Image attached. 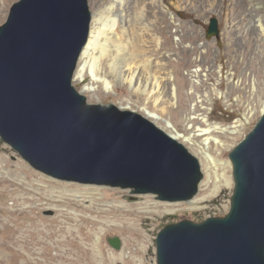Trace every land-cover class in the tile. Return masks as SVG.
<instances>
[{"label":"water","instance_id":"95a60500","mask_svg":"<svg viewBox=\"0 0 264 264\" xmlns=\"http://www.w3.org/2000/svg\"><path fill=\"white\" fill-rule=\"evenodd\" d=\"M91 24L88 0H19L0 26V140L34 170L189 203L198 159L142 114L88 103L73 86ZM212 18L206 37H218ZM223 215L182 220L156 235L155 264H264V112L228 153Z\"/></svg>","mask_w":264,"mask_h":264},{"label":"rangeland","instance_id":"374dc122","mask_svg":"<svg viewBox=\"0 0 264 264\" xmlns=\"http://www.w3.org/2000/svg\"><path fill=\"white\" fill-rule=\"evenodd\" d=\"M17 1L19 0H9L5 9H0V26L6 21L12 4ZM105 2L106 0H88L91 13L90 29L96 4L98 3L102 8ZM224 4L227 10L228 0H224ZM213 6L211 11H205L203 8L178 9L175 0H164L165 23L162 24L159 21L153 28L152 32L158 34L163 41L161 29L167 27L164 32L169 39L167 48L170 58L165 63L167 71L172 76V86L176 89L177 99L174 106L166 104L172 87L167 80L161 83L162 95L158 102H154L153 98L145 102L143 96H135L126 84L120 82H114L112 90L105 92L100 80L93 78L89 72H86L83 82H76L74 79L72 81V86L87 98L88 103L114 104L121 109L131 110L147 117L142 110V107L146 106L148 111L158 116L156 120L147 117L158 128L166 133L192 135L195 142H201L206 137L202 131L209 128L201 120L202 116H207L208 124L224 127L234 125L236 120L241 119L243 125L234 134L211 133L224 143L223 147L213 142H209L208 145V153L216 162V168L206 167L202 156L185 146L198 159L204 175L198 195L189 203H167L156 201L150 195L132 196L127 190L57 180L31 168L0 140V179L5 180L6 186L5 190L0 187V221L11 218L12 213L25 212L16 215L14 222H10V225L18 228L15 237H18L19 241L24 240L16 243L15 250L8 252L0 250V259L4 261H2L4 264L9 262L10 264L12 262L26 264L28 258L34 262L44 261L41 255L45 249V244H42L44 241L48 244L46 250L48 258L59 254L58 250H61L59 248L57 250L54 242L64 241L62 242L64 249L77 248V243H81L90 250L93 258L96 257L100 248L108 264H127L126 261L131 256H134L139 264L140 258L136 254L137 244H132L119 259L111 263L112 254L121 255L127 240L138 238V235L127 229L123 232L119 230L124 222L134 223L132 228L141 231L143 244L149 247L151 252L146 264H155L156 235L164 226L182 220L201 222L208 217L223 215L228 210L233 184L231 180V186L226 187L221 179L222 173L227 170L223 163L229 162V151L246 137L261 117V108L264 104V75L256 76L253 90L251 77L254 74L249 65L251 58L244 56V40L242 46L235 42L237 36H234V33L229 34L230 38L228 37L231 24L228 25L226 21L227 12L222 11L220 0L214 1ZM131 7L132 5L128 7L130 18L135 20V11ZM212 18L218 23L217 38L206 37ZM133 35V40L137 41L136 34ZM150 38H148L149 41ZM148 46H151V50L154 49L151 41ZM163 52L164 50L161 51ZM241 52L244 53L243 56L232 57ZM153 54V58L158 57L156 52ZM96 56L99 59V51L96 52ZM138 59L140 64L142 58ZM98 61V70L95 73L97 77L102 78L108 71L107 61L104 57ZM238 67L239 71H237ZM215 68H221L222 73L218 74ZM154 70L155 68H152L153 72ZM242 71L247 73V80L240 76ZM162 72H156L159 81L160 77L164 76ZM232 74L235 75L232 77ZM140 77L142 72L139 70L137 79H141ZM217 83L220 84L218 87ZM233 85L240 90L230 88ZM87 86L93 87V91H85ZM216 87L220 92H229L230 97L227 100L217 98ZM247 106L252 107L254 112L252 116L247 115ZM165 121L170 122L174 130L167 129ZM198 130L201 132L199 136H196L199 133ZM179 142L183 143L180 140ZM227 171L226 176H230L231 179V169ZM76 188H82L81 190L85 191L80 193L81 195L76 194L73 192ZM86 188L90 190L86 191ZM148 204L152 206L148 207ZM111 208L114 212L110 210ZM30 209L33 212L31 216H35V219L30 218ZM49 226L53 228L50 229ZM84 227L85 232L91 233L88 241L82 231ZM40 229L41 232H39ZM36 231L38 233H34ZM27 237H31L30 241ZM0 238L2 239L1 234Z\"/></svg>","mask_w":264,"mask_h":264},{"label":"bare ground","instance_id":"6f19581e","mask_svg":"<svg viewBox=\"0 0 264 264\" xmlns=\"http://www.w3.org/2000/svg\"><path fill=\"white\" fill-rule=\"evenodd\" d=\"M8 1L9 0H0V9H5L6 3ZM214 1L216 0H175V4L178 9L190 8V10H196L198 8H203V10L205 11H211L214 7ZM220 1L222 5V11L227 12L226 21L228 25L231 24L229 26L230 32H228V37L230 38L229 34L234 33V36H237L235 42H238V44L243 46L244 40L245 44V55L241 52L236 53L235 56L232 57L244 55L245 57L251 58L249 65L252 68L254 76L251 77L252 80H250L251 88L254 90L256 76L264 75V0H228L227 10L224 4V0ZM104 5L105 6H103L102 8L100 7V5H98V3L95 6L93 15L94 20L92 19L93 23L90 29L87 44L84 47L79 58V63L73 77L74 81L83 82L86 72H89L93 76V78L100 80L105 92H109L112 90L114 82H120L126 84L127 88H129L135 96H143L145 102L152 98L154 102H158L159 100H161L160 97L162 95L161 83L167 80L172 86V76L167 71V66L165 63L166 60L170 58L169 50L167 48L169 39L164 32L167 27L165 26L161 29V34L164 38L163 41L162 38L158 36V34L152 32L154 30L153 28H155L159 21L162 24L165 23L166 12L163 7L164 0H106ZM130 5H132L131 9L135 11V20H132V18H130L128 8ZM136 26L139 27L136 28ZM133 34H136L137 41L133 40ZM149 37L152 38V40L150 38V41L154 45L153 50L150 49L151 46H148V44L150 43L148 39ZM162 50H164L163 53H161ZM98 51L100 54L99 59L104 57L107 61L106 66L108 71L107 74L102 78L97 77L95 73L96 70H98L97 68L99 63V59L96 56V52ZM153 52H156L158 54V57L156 56L155 58H153ZM140 57L142 58V61L140 62V64H138V58ZM152 68H155L154 72L152 71ZM139 70L142 72V77H140L141 79H137L139 76ZM159 71H163L162 75H164L160 77V81L159 76H156V72ZM237 71H239V67L237 68ZM216 72L218 74H221L222 69L217 68ZM234 75L235 74H232V77ZM240 76H243L247 80V73H244L242 71L240 73ZM219 85L217 83V87ZM217 87L215 88L216 97L227 100L230 97V93L220 92ZM230 88H232L233 90H240V88H235L234 85L230 86ZM84 90L87 92H91L93 91V87L87 86ZM176 95V89L172 86L170 98L169 100H166V104H171L174 106L177 99ZM142 110L145 112L148 118L155 120L158 119V116L148 111L146 106L142 107ZM246 110L248 112L247 115L252 116L254 114L252 107L247 106ZM263 112L264 104L261 108V115ZM201 120H203V122L206 123V125L209 127L202 131V134L206 135V137L201 142H195L192 135L184 136L177 132L174 134H167L178 141H182V144L192 151H197L199 155H201L205 160L206 167L213 166L214 168H216V162L208 153V145L209 142H213L214 144L223 147L224 143H222V141L218 138L214 137V135H212L211 133L216 132L221 134H234L238 131V128L243 125V121L241 119H238L235 121L234 125L224 127L222 125L208 124L207 116H202ZM247 120L248 119L246 118V121ZM165 124L167 129L174 130L170 122L165 121ZM198 132L199 133H197L196 136H199L201 131L198 130ZM223 166L225 169L230 171V162L227 161L223 163ZM227 170L222 173L221 179L224 181V185L226 187H230L232 179H230V176H226V173L228 172ZM0 187L4 188L2 190L6 189L5 180L0 179ZM81 189L82 188H76L73 190V192H75L76 194L84 193L83 191L85 190ZM88 190L90 189L86 188V191ZM149 205L150 204H148V207L152 206ZM110 210L114 212L113 208H111ZM29 212H31L30 218L35 219V216H31L33 215L32 209H30ZM21 213H12L11 218L7 219L6 221H0V234L2 235V239L0 238V250H2L3 252L15 250L16 243L20 241L23 242L24 240L22 238L23 240L19 241V238L15 237L18 228H16V226L10 225V222L15 219V216ZM132 226H134V223L124 222L122 223V226H120L119 230L123 232L124 229H127L133 234L138 235V238H136V240H127L125 242L121 255L116 256L115 254H112L111 263L113 260L119 259L126 252V250L131 247L132 244H137L138 250L136 254L140 258L139 262L141 264H146V261L148 260V257L151 253L150 248L144 246V239L141 231L133 229ZM29 227L32 228L31 226ZM51 228H53V226ZM82 231L85 233V235H83L88 241L91 237V233L89 234V232H85V227L82 228ZM39 232H41V229ZM29 233L33 232L29 231ZM34 233H38V231ZM29 238L27 237L28 240ZM47 238L48 237H46V239ZM96 241H98V239ZM62 242L64 241L54 242L57 250L58 248L61 250H58L59 254H56L55 256H51L49 258L47 257L48 255L46 252L48 244H46V241L42 242V244H45V249H43V252L41 254L44 257V261L37 260L36 262H34L30 258H28L26 264H108L107 258L103 256L100 248L96 253V257L93 258L94 256L91 257L90 255V250L84 247L81 243H77V248L75 247L72 249H64ZM51 245L50 248L52 247ZM2 261L3 260L0 259V264L4 262ZM126 262L127 264H138L134 256L129 257L128 261Z\"/></svg>","mask_w":264,"mask_h":264}]
</instances>
